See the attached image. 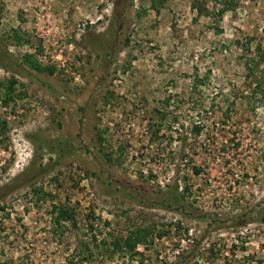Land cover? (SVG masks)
<instances>
[{
    "label": "rangeland",
    "instance_id": "374dc122",
    "mask_svg": "<svg viewBox=\"0 0 264 264\" xmlns=\"http://www.w3.org/2000/svg\"><path fill=\"white\" fill-rule=\"evenodd\" d=\"M224 1L0 0V264H264V0Z\"/></svg>",
    "mask_w": 264,
    "mask_h": 264
},
{
    "label": "trees",
    "instance_id": "16d2710c",
    "mask_svg": "<svg viewBox=\"0 0 264 264\" xmlns=\"http://www.w3.org/2000/svg\"><path fill=\"white\" fill-rule=\"evenodd\" d=\"M233 4L227 0H225L223 2V5L216 9L215 14L218 17H221L222 14L232 8ZM192 8L195 9L197 11L198 14H204L205 12H207V9L204 7V5L201 4H197L195 1L192 3ZM255 52H256V57H250V58H246L245 62H244V66L246 69V76L249 75H253L256 72L257 67L260 65L261 60L264 59V48L261 47L260 44H257L255 47ZM27 57V56H25ZM30 64L35 67L36 69H40V67L33 62H30ZM47 70L49 72H52V68H47ZM194 80H198V78L194 77ZM201 81V80H199ZM259 83V82H258ZM7 100H4L3 103H6ZM167 101V100H166ZM201 126H198L197 124L194 125V129L196 132L200 131ZM6 128V122L3 121L1 122L0 125V129H5ZM194 173H198L199 169L196 168L195 166L192 167ZM188 191V187L185 186L182 189V193H185ZM177 190H175V193L173 195V199H177ZM54 209L58 210L57 213V217H56V222H59L60 220H68V219H72L73 218V213H72V209H70L69 207H64V206H59V207H55ZM151 229L148 227H138V228H134L133 230H131L130 232H128V234L123 237V238H118L117 240H115L113 242V246L115 250H126L131 254V257H133L137 252L135 251L136 246L138 244H144L147 241V237L150 235ZM87 259V258H85ZM240 264H246V263H240ZM258 264H261V261H258Z\"/></svg>",
    "mask_w": 264,
    "mask_h": 264
}]
</instances>
